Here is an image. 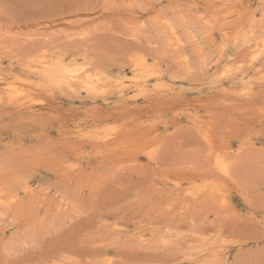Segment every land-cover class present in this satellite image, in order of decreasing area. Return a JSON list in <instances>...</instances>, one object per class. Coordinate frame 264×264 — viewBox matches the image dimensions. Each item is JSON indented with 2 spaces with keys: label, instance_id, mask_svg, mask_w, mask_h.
Instances as JSON below:
<instances>
[{
  "label": "rangeland",
  "instance_id": "1",
  "mask_svg": "<svg viewBox=\"0 0 264 264\" xmlns=\"http://www.w3.org/2000/svg\"><path fill=\"white\" fill-rule=\"evenodd\" d=\"M0 90V264H264V0H0Z\"/></svg>",
  "mask_w": 264,
  "mask_h": 264
},
{
  "label": "bare ground",
  "instance_id": "2",
  "mask_svg": "<svg viewBox=\"0 0 264 264\" xmlns=\"http://www.w3.org/2000/svg\"><path fill=\"white\" fill-rule=\"evenodd\" d=\"M59 1H60V0H59ZM55 8H57V7L55 6ZM45 9H46V8H45ZM58 9H59V7H58ZM18 10H19V9H18ZM53 10H54V8H53ZM42 11H43V10H42ZM51 12H52V11H51ZM5 89H6V88H5ZM0 91H1V90H0ZM11 97H12V96H11ZM11 97H10V98H11ZM17 97H18V96H17ZM219 166H220V165H219Z\"/></svg>",
  "mask_w": 264,
  "mask_h": 264
}]
</instances>
